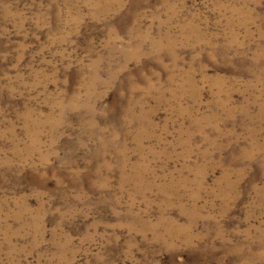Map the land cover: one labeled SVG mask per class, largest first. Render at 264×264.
I'll return each instance as SVG.
<instances>
[{
	"label": "rangeland",
	"instance_id": "1",
	"mask_svg": "<svg viewBox=\"0 0 264 264\" xmlns=\"http://www.w3.org/2000/svg\"><path fill=\"white\" fill-rule=\"evenodd\" d=\"M0 264H264V0H0Z\"/></svg>",
	"mask_w": 264,
	"mask_h": 264
},
{
	"label": "bare ground",
	"instance_id": "2",
	"mask_svg": "<svg viewBox=\"0 0 264 264\" xmlns=\"http://www.w3.org/2000/svg\"><path fill=\"white\" fill-rule=\"evenodd\" d=\"M76 102V101H75ZM126 107V106H125ZM135 122V121H134ZM145 124V123H144ZM151 124V123H150ZM97 129V128H96ZM150 134V133H149ZM143 136V135H142ZM117 144V143H116ZM120 166V165H119ZM204 169V168H203ZM133 173V172H132ZM137 174V173H136ZM145 184V183H144ZM150 184V183H149ZM140 189V188H139ZM167 199V198H166Z\"/></svg>",
	"mask_w": 264,
	"mask_h": 264
}]
</instances>
